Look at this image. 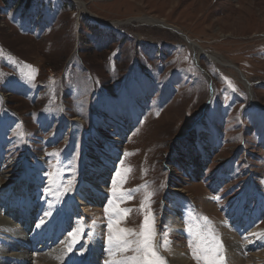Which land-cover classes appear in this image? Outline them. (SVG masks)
<instances>
[{"label": "rangeland", "instance_id": "1", "mask_svg": "<svg viewBox=\"0 0 264 264\" xmlns=\"http://www.w3.org/2000/svg\"><path fill=\"white\" fill-rule=\"evenodd\" d=\"M82 1L86 10L70 0H0L2 165L9 170L17 161L14 183L25 164L43 178L19 201L32 193L29 203L41 205L33 213L46 215L30 222L27 210L30 225L51 220L32 237L62 231L52 246H61L54 264H106L137 255L135 243L129 252L112 249L110 255L107 207L73 211L81 176L98 177L95 170L112 167L104 205L131 209L122 219L135 233L146 215L153 217L156 249L167 264H174L173 234L186 240L191 264H205L192 247L217 244V264H228L220 227L231 222L236 207L243 205L247 215L264 210V108L251 100L264 106V0ZM143 16L179 28L196 51L178 32L139 24ZM200 54L217 55L226 64L201 56L207 76L195 62ZM210 78L213 98L201 120ZM198 121L207 137L190 130ZM201 150L207 156L196 173ZM172 204L182 220L180 234L166 216ZM1 207L6 218L0 231L21 225L19 211ZM256 228L264 229V215L249 227ZM8 248L0 235V264H18L6 260L9 252L2 251ZM48 250L32 248L31 264L47 259ZM263 250L244 247L243 258L254 264Z\"/></svg>", "mask_w": 264, "mask_h": 264}, {"label": "bare ground", "instance_id": "2", "mask_svg": "<svg viewBox=\"0 0 264 264\" xmlns=\"http://www.w3.org/2000/svg\"><path fill=\"white\" fill-rule=\"evenodd\" d=\"M70 1L76 2L78 5L81 6L82 10H86L85 3L82 0H70ZM129 21H132V19ZM136 21L142 25H145V24L155 25L158 27L167 28L173 32H178L181 34V36H183L189 42L191 48L196 51L195 46L197 47V44L195 43V41H193L188 36V34L184 33L179 28L169 25L164 19H159V18H155L152 16H143L142 18L136 19ZM96 22H97V20H96ZM98 22H99V24L104 25V26L105 25L118 26L120 24V22H111L110 23V22L101 21V20H98ZM201 56L202 57L208 56V57H211L217 63L221 62V63L226 64V62H222L223 60L221 61L220 58L216 57L217 55L215 56L213 54H210V55L200 54V55H197V59L199 61H201ZM195 127L198 128L197 129L198 132L204 131L203 126L201 125L200 121L197 122ZM203 133L206 134V132H203ZM206 137H207V134H206ZM198 139H204V137L202 136V137H199ZM2 156H3V154L0 153V167H2L0 169V171H1L0 172V192L3 194V195H1L2 197L0 196V204H2L1 208L8 210V211H9V209H10V211L14 210L16 213L19 211L17 218L21 224V225H17V226H15L16 224L15 225L10 224L11 226H9V228H6V229L0 231V235L6 241V250L8 247H9L8 249L10 250V251L9 250L8 251H2V253L6 252L5 254H7L9 252L8 255H5L6 260L8 262L18 263V264H23V263L31 264V259L29 258V255H30L32 248H34L35 250H38L40 252L42 250L49 249L48 252H46L47 253L46 255H48V258L43 259V260L41 259L40 263H38V264H52L54 261V260H52L53 256H55L56 253L60 252L59 248L61 247V246L60 247L56 246L52 249V246L60 239L62 231L56 232L54 234H46L43 239H40V238L38 239L37 237L36 238L32 237L34 234L38 233L42 228L44 230H46V228L50 224L51 220H49V221L45 220V221L41 222L40 224H36V222H34V224L30 225V222L33 221V218H34V221L36 220L38 222V221H42L43 218H46L45 217L46 215L43 217H37L35 215V213H33L34 211L37 210V207L41 208L40 203H38L35 206V204L31 200L29 203V207L27 206L25 208V210H23V208L27 204L25 202L22 204V202L19 201L20 197L22 199L26 198L27 190L33 184V182H36V185H39L38 182L41 183L43 178H41V176L36 177L37 175L34 177V173L27 166L28 164H25V165H23V166H25V172L22 175V178L18 179L14 183V181L11 180V178L13 177V175H11V173L15 169V166H17V165H15V164H17V161H13L12 165H11L12 168L7 170V169H4L5 167H4V165H2V159H3ZM206 156H207V151H205V150L199 151L198 158L201 160L197 161L198 164L196 166V169H197L196 173H198L200 171V168L203 166L204 160L206 159ZM111 169H112V167H108L104 171H99V169L95 170L94 172L97 173L98 177H96L95 175H94V177L90 176L91 178L86 177L88 175H86V176L82 175L81 176V179L78 181V184H77V190L79 191V196H77L78 199L76 198V203L74 204V206L72 205L73 211H77V210L81 211V209H82V211L88 212V210L91 209V208H89L90 205L91 206L95 205V206H99L102 208L107 207V209H109L111 211V209L113 207H111L108 202H107L106 206L104 205L106 202L107 194H108V188L106 186V181H108V178L110 177ZM9 171H11V172H9ZM8 173H10V175H8ZM100 173H102L103 175L108 174V177L103 178V175H101ZM32 195H33L32 193H29L27 200H29V198L32 199ZM90 195H91V201L86 202L88 199L87 196L89 197ZM17 203L23 205V206H21V209H20V206L15 207ZM175 206H176L175 204H172L170 206V208L168 209L169 213H167L166 216L168 218L169 224L175 229V231H176L175 233L180 234V233H182V230H181L182 226H180L182 224L180 221H182V220H180L179 217L177 216L178 210H177V207H175ZM43 208H45V207L42 206V209ZM27 210L29 211L30 222H28L29 218L27 217V212H26ZM22 211L26 212L25 216L23 218H21ZM1 212H3V210L0 211V223H5L4 219L6 217L2 216ZM42 213L45 214V212H43V211L41 212V214ZM246 213H248V212L246 211ZM251 214L250 215L245 214V208L243 205L236 207V209H234V211H233V216L231 217V222H229V221H228L229 223L224 222V224L220 227L219 236H220V238H223V242H224L226 248L228 249V253H229L228 264H247L243 258L244 247L246 249L247 248L251 249V246H254V248H257V246L258 247L259 246L264 247V229H260V228H259L260 230H258L257 228L255 230L249 229L250 226H255L256 224H258L260 217L264 215V210L261 209V210L255 212L254 214H252V215ZM95 215H96V213H95ZM97 215H98V213H97ZM52 217L56 219L57 218V212ZM110 217H111L112 221L119 220V223L114 224L115 228L113 230L108 229V232L105 234L107 237H109L110 235H113L117 228L129 229L126 226V223L128 221L123 220L122 216H117L111 212ZM10 220H11L10 222H13L12 219H10ZM8 221L6 220V223ZM61 223L63 226H65L67 222L66 223L61 222ZM29 225H30V231L28 228ZM243 228L245 230H243ZM234 229L238 230V231L239 230L246 231V234L245 235L243 234L244 236H240V234L237 235L236 233H233ZM33 230H35V231L33 234H31L33 232ZM257 233H259V234H257ZM172 238L174 240V245H173L174 247L172 246L173 248H172V253H171L172 257H173L172 262L174 264H191V262L189 260V258H190L189 254L190 253L189 252L186 253V250L184 247L186 240L184 238H180L179 236H176V234H173ZM241 238H243L244 240ZM95 247H96V251H97V249H99V246L95 245ZM109 249H110V247L107 250H109ZM112 249L115 250L116 248H112ZM101 250H102V248H101ZM62 251H63V249H62ZM57 255H59V254H57ZM108 256H110V255H108ZM257 256L258 257L255 259L256 261H254L255 262L254 264H264V250L261 251L260 254ZM253 258H255V257H253ZM122 259H124V257H122ZM4 261H5V259H4ZM95 261H97V260H95ZM115 262H119V261H115Z\"/></svg>", "mask_w": 264, "mask_h": 264}, {"label": "snow or ice", "instance_id": "3", "mask_svg": "<svg viewBox=\"0 0 264 264\" xmlns=\"http://www.w3.org/2000/svg\"><path fill=\"white\" fill-rule=\"evenodd\" d=\"M120 173L117 172V176ZM113 193H116V189H112ZM126 195L130 194L126 193ZM119 199H123V196H120ZM106 212L109 209H105ZM131 209H121L117 206L111 209V212L117 216H122L130 212ZM119 220L112 221L108 223L107 227L111 230L114 227V224H118ZM142 231L139 233H135L131 229L117 228L113 235L108 237V242L110 245V255L112 254V248H116L122 251H128L129 247L135 243L136 248L135 251L138 253L137 255H133L131 257H125L122 261L119 262H106V264H167V261L163 256L159 254L155 245V225L154 218L145 216ZM73 237L76 235L75 233L70 234ZM129 235H136L139 237L136 241H131L127 239ZM75 243V240H73ZM191 246V245H190ZM219 244L217 245H209V246H201L197 245L192 247V253L197 261L203 260L205 264H217L219 257ZM71 251V245L68 248Z\"/></svg>", "mask_w": 264, "mask_h": 264}, {"label": "water", "instance_id": "4", "mask_svg": "<svg viewBox=\"0 0 264 264\" xmlns=\"http://www.w3.org/2000/svg\"><path fill=\"white\" fill-rule=\"evenodd\" d=\"M199 48H201V47L199 46ZM195 62L201 68V70L203 72H206L207 76H209V74L207 73V71L205 69H203L202 66L199 64V62H198V60H197L196 57H195ZM210 83H211V93H210L209 100L207 101V103H206V105H205V107L203 109V112L201 114L202 115L201 120H204L203 118L206 116V112H207L208 107H209V105L211 103V100L213 98L214 89H213V86H212V79L211 78H210ZM251 100H252L253 104H255V106H258L260 108H264V106L257 104L255 101H253V99H251ZM194 128H195V125L190 130L192 131ZM176 139H181V138H176Z\"/></svg>", "mask_w": 264, "mask_h": 264}]
</instances>
